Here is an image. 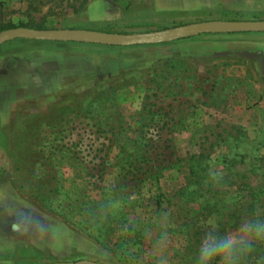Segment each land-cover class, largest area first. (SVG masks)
<instances>
[{
    "label": "rangeland",
    "instance_id": "1",
    "mask_svg": "<svg viewBox=\"0 0 264 264\" xmlns=\"http://www.w3.org/2000/svg\"><path fill=\"white\" fill-rule=\"evenodd\" d=\"M216 20L264 21V0H90L77 13L0 0V25L42 30ZM249 34L0 46V264H195L205 222L264 220V56ZM242 264H264V242Z\"/></svg>",
    "mask_w": 264,
    "mask_h": 264
},
{
    "label": "water",
    "instance_id": "2",
    "mask_svg": "<svg viewBox=\"0 0 264 264\" xmlns=\"http://www.w3.org/2000/svg\"><path fill=\"white\" fill-rule=\"evenodd\" d=\"M264 33V21H208L142 35L91 30H36L16 28L0 33V46L16 39L93 44L110 47L157 46L210 34ZM52 264H103L90 260Z\"/></svg>",
    "mask_w": 264,
    "mask_h": 264
},
{
    "label": "clouds",
    "instance_id": "3",
    "mask_svg": "<svg viewBox=\"0 0 264 264\" xmlns=\"http://www.w3.org/2000/svg\"><path fill=\"white\" fill-rule=\"evenodd\" d=\"M199 242L195 264H242L254 243L264 242V220L245 219L232 231L208 224ZM159 264H166L160 260Z\"/></svg>",
    "mask_w": 264,
    "mask_h": 264
},
{
    "label": "crops",
    "instance_id": "4",
    "mask_svg": "<svg viewBox=\"0 0 264 264\" xmlns=\"http://www.w3.org/2000/svg\"><path fill=\"white\" fill-rule=\"evenodd\" d=\"M249 35L245 36V38H243V39H247L249 42H252V44H254L256 47L255 49H256L258 55L263 57L264 56V33H253V34H249ZM201 37H205V38L202 39ZM198 38H200V40H197L199 42L194 41V43H192L190 45H198V43H199V45H202L205 43L212 44L215 42H220L221 40L232 39L234 37L229 38L226 36L210 34V35H202V36H199Z\"/></svg>",
    "mask_w": 264,
    "mask_h": 264
},
{
    "label": "trees",
    "instance_id": "5",
    "mask_svg": "<svg viewBox=\"0 0 264 264\" xmlns=\"http://www.w3.org/2000/svg\"><path fill=\"white\" fill-rule=\"evenodd\" d=\"M89 1L90 0H69V7L74 9V12L77 13V12L82 11L88 5ZM20 27L21 28H30V29L42 30V29H39V28H33V27H30V26H27V25H23V24H21L19 26H16L14 24H9V25H0V33L3 32V31H6V30L16 29V28H20ZM195 168L196 167L193 166L190 169L191 173H195L196 172Z\"/></svg>",
    "mask_w": 264,
    "mask_h": 264
}]
</instances>
